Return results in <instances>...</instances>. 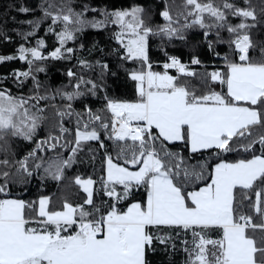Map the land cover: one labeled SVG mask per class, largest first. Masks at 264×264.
<instances>
[{"label": "snow or ice", "instance_id": "1", "mask_svg": "<svg viewBox=\"0 0 264 264\" xmlns=\"http://www.w3.org/2000/svg\"><path fill=\"white\" fill-rule=\"evenodd\" d=\"M53 7L49 4L44 16L51 19L48 31L56 36L58 47L45 54V41L38 39L36 47L21 46L18 56H0V63L13 59L26 62L28 70L13 75L20 84L31 78L39 88L32 68L36 62L70 58L74 49L66 44L76 33L111 24L119 29L115 39L125 49L123 59L141 63V70L130 72L138 99L123 102L105 96L110 123L88 108L87 119L81 124L83 117L74 113L71 102L83 97L85 90L95 95L98 85L68 70L66 75L76 77V82L71 92L58 90L68 103L57 115L61 122L65 116H77L71 156H57L45 164L33 150L13 163L7 158L0 160V264H147L146 253L154 241L165 244L172 238L159 235L165 229L191 235V241H183L186 264H264V48L260 59L250 56L254 45L248 31L256 27L255 10L238 7L230 0H221L218 5L214 0H183V11L177 18L165 9L161 15L167 23L154 31L145 24L139 7L105 10L102 20L91 21L70 4L60 6L55 14L48 10ZM20 11L27 13L29 9ZM229 16L241 18L240 22L231 24ZM58 23L62 27L56 31ZM38 26L33 24V31L25 38L35 35ZM194 27L203 30L206 39L215 30V43H227L235 53V60L224 57L223 71L209 74L221 91L209 88L197 94L181 79L196 73L175 57L163 65V73L152 71L148 37L183 40L184 30ZM222 30L229 34L227 40L220 36ZM208 45L211 48L213 41ZM79 63L91 67L87 61ZM192 63L201 61L193 59ZM100 67L107 70L108 65ZM173 68L178 75L169 74L168 69ZM35 71L45 69L36 64ZM43 99L47 97L24 98L0 89V140L12 136L31 142L44 119L45 109L39 106ZM96 122L108 139L117 142L115 158L106 153L99 189L92 178L76 177L74 183L86 194L82 203L65 201L59 209L50 197L31 202L9 197V167H15L22 178L43 168L42 178L61 181L65 169L75 163L81 141H100L104 148L96 127H89ZM60 131L68 129L61 126ZM59 140L50 136L40 141L37 149L44 151L47 146L54 150ZM176 145L188 155L174 150ZM205 152L216 158L214 165L202 158ZM230 153L240 158L225 160ZM29 159L41 162L29 167ZM141 188L146 201L121 208L133 191ZM98 192L108 198L104 210L95 202ZM254 216L259 217L258 223L253 222ZM214 230L221 233L219 239L211 238Z\"/></svg>", "mask_w": 264, "mask_h": 264}, {"label": "trees", "instance_id": "2", "mask_svg": "<svg viewBox=\"0 0 264 264\" xmlns=\"http://www.w3.org/2000/svg\"><path fill=\"white\" fill-rule=\"evenodd\" d=\"M221 0H214L215 4H220ZM238 7H251L257 15L256 27L248 30L250 38L253 42V51L251 57L254 60L261 58V49L264 48V0H250L246 4L245 0H230ZM54 5L48 9L54 14L62 5H68L77 12L84 11V19L86 20H102L104 17L102 12L130 10L134 7L143 9V18L145 24L156 31L159 27L165 25L161 13L167 9L174 19L183 11V0H0V56H18V49L21 46L26 48L36 47L37 40L45 41L46 47L43 49L45 54H49L58 47V41L53 33H49L48 27L52 23L50 18L44 16V10L48 5ZM21 8H27V13L20 11ZM95 9L96 11H92ZM86 10V11H85ZM191 19V18H189ZM239 17L229 16L228 21L235 25L240 22ZM39 26L35 29V35L26 37V34L33 31V24ZM183 18L180 23L183 24ZM251 23V21H248ZM178 27L179 25H174ZM56 31L62 27L56 24ZM119 29L111 24L104 28L88 27L82 32L76 33V38L69 41L66 47L73 48L74 52L70 54V58L55 60L48 59L38 61L36 64L44 67L45 71H35L36 64L32 66L33 74L40 87L31 78L20 84L14 77L13 73L27 71L29 65L13 59L5 60L0 63V89H8L13 95L24 98L32 96H45L47 99L40 100L39 106L44 108V119L40 123L31 142L22 140L17 137L6 136L0 140V160L7 158L10 163L23 159L30 152L36 150V156L41 157L46 164L50 159L67 158L71 156V149L75 147L77 116H65L61 122V118L57 115L58 110H64L66 100L61 98L58 90L71 92L76 77H68L66 73L72 70L77 76H83L85 80H92L98 87L96 94L90 92L72 103L74 113H79L83 120L87 119L86 109L90 108L93 113H98L102 118L110 123V113L105 108V96L107 98L133 102L138 99L136 93V82L130 79L131 71L141 70V63L135 60H125L123 56L126 54L125 49L115 39V33ZM185 39H168L162 35H150L148 37V60L152 64V71L163 73L165 70L163 64L167 63L170 57L179 59L182 63H192L193 59H199L200 64L187 67L188 70L196 73L192 77H181L186 80L189 86L196 90L197 94L205 93L209 88L221 91L220 85L212 83L209 74L213 71H223L225 68L224 57L227 56L231 60H235V53L227 43H215V30H213L205 38L204 31L198 27L184 30ZM220 36L227 40L229 34L221 31ZM208 41H213V45L209 48ZM87 61L91 67H83L79 62ZM108 65L107 70H102L101 65ZM170 75H178L176 69H168ZM23 79V78H21ZM208 81L206 84L205 81ZM83 89V86H82ZM54 97V98H53ZM99 122L90 124L89 127H96L101 141L105 147H100V141L81 142L80 148L74 157L75 163L64 171V179L56 181L45 176L43 168L37 170L32 177L22 178L15 172V167H9V197L19 198L25 201H38L41 197H50L52 205L59 209L61 205L67 201L73 205L82 203L83 197L86 195L78 185L74 183L76 177L84 179L92 178L97 181L95 187L100 188V178L105 175V159L106 153L111 154L114 158L116 155V143L114 140L108 139V134L99 128ZM68 129L67 132L61 133L60 128ZM83 130V129H81ZM50 136L60 137L57 147L54 150H48L44 146V151L37 149V144L42 140H48ZM52 143L53 141H49ZM65 145V147H62ZM174 150L183 151L187 156L188 152L181 145L174 146ZM247 155V154H245ZM197 158H201V154H197ZM202 158L209 162L210 165L216 163V158L209 152L202 154ZM240 158L237 153H230L224 157L225 160H235ZM40 160L29 159V167ZM191 162H195L190 161ZM2 170V169H0ZM211 171V168H209ZM2 182V181H0ZM95 202L102 210L106 208L105 201L108 200L102 192H98ZM146 201V192L143 188L133 191L128 200L124 201L121 208H125L133 202L144 203ZM247 203V202H246ZM246 211H248L246 209ZM254 223L259 222V217L253 219ZM167 230V229H165ZM251 231V230H249ZM212 238H220L217 230ZM257 232V236H259ZM171 239L168 243L161 244L154 241L153 246L146 253L147 264H186L188 259L184 251V240L191 241L189 234L180 233L177 230H171Z\"/></svg>", "mask_w": 264, "mask_h": 264}, {"label": "crops", "instance_id": "3", "mask_svg": "<svg viewBox=\"0 0 264 264\" xmlns=\"http://www.w3.org/2000/svg\"><path fill=\"white\" fill-rule=\"evenodd\" d=\"M170 231H171V230H168V229H167V230H163L161 233H159V235H162V236H163V235H166L167 233H170ZM217 231H218V233L221 235V233L219 232V230H217ZM214 234H216V233H213V232L210 233L211 238H212V236H213ZM189 235H190V234H189ZM190 236H191V235H190ZM213 239H214V238H213ZM217 239H219V237H218Z\"/></svg>", "mask_w": 264, "mask_h": 264}, {"label": "built area", "instance_id": "4", "mask_svg": "<svg viewBox=\"0 0 264 264\" xmlns=\"http://www.w3.org/2000/svg\"><path fill=\"white\" fill-rule=\"evenodd\" d=\"M179 60V59H178ZM180 61V60H179ZM168 62H170V60L168 61ZM167 62V63H168ZM180 63H182L181 61H180ZM182 64H184L185 66H193V65H197V64H193V63H182ZM164 65V64H163Z\"/></svg>", "mask_w": 264, "mask_h": 264}, {"label": "rangeland", "instance_id": "5", "mask_svg": "<svg viewBox=\"0 0 264 264\" xmlns=\"http://www.w3.org/2000/svg\"><path fill=\"white\" fill-rule=\"evenodd\" d=\"M86 28H88V27H86ZM85 28V29H86ZM252 51H253V48H251L250 50H249V54L251 55V53H252ZM169 61V60H168ZM186 67H190V66H186ZM174 69V68H173ZM81 142H85V141H81Z\"/></svg>", "mask_w": 264, "mask_h": 264}]
</instances>
